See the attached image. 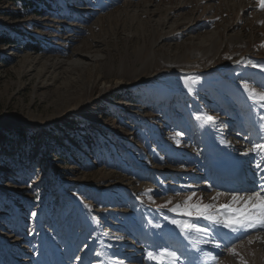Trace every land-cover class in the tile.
Masks as SVG:
<instances>
[{
    "label": "rangeland",
    "instance_id": "rangeland-1",
    "mask_svg": "<svg viewBox=\"0 0 264 264\" xmlns=\"http://www.w3.org/2000/svg\"><path fill=\"white\" fill-rule=\"evenodd\" d=\"M0 35V264H264V230L194 245L169 211L253 187L224 173L264 135L257 0H0Z\"/></svg>",
    "mask_w": 264,
    "mask_h": 264
},
{
    "label": "snow or ice",
    "instance_id": "snow-or-ice-1",
    "mask_svg": "<svg viewBox=\"0 0 264 264\" xmlns=\"http://www.w3.org/2000/svg\"><path fill=\"white\" fill-rule=\"evenodd\" d=\"M257 4L261 10H264V0H257ZM243 87L248 92L249 99L255 104L264 107V90L257 91L255 88L250 87L247 82H243ZM196 119L212 126L216 124V118L207 113L197 116ZM260 119L264 122V116ZM261 128H264V123H261ZM177 135L182 134L178 133ZM249 153L253 154L255 169L253 187L251 189L218 192L216 197H213V201L220 196L230 197L229 202L225 204H205L202 198L193 202V196L196 195L193 193L182 203H178L169 209V211L188 217L186 221L171 220L170 222L179 227L186 237H192V234L195 233V237H192L194 245L214 242L215 247H221L219 240L213 235L211 229L196 224L194 220L203 219L210 225L229 230L230 233H250L252 230H264V167H262L264 165V135H261L259 142L252 141V147L242 154L248 155ZM148 192L151 193L152 190L149 189ZM149 199H152L151 195ZM163 207H167V205ZM33 215L36 214L33 213ZM226 247L228 246L226 245ZM228 250L233 255H239L234 246L229 247ZM147 256L149 259L156 260L158 264H165V261H167V264H175L180 259L175 251H171L168 248H162L156 252L149 251ZM212 258L217 260L218 264V258L215 256ZM243 264H246V262H243Z\"/></svg>",
    "mask_w": 264,
    "mask_h": 264
},
{
    "label": "trees",
    "instance_id": "trees-1",
    "mask_svg": "<svg viewBox=\"0 0 264 264\" xmlns=\"http://www.w3.org/2000/svg\"><path fill=\"white\" fill-rule=\"evenodd\" d=\"M0 42L1 43H12V42H14V40L11 39L10 37L5 36V35H0ZM33 49L40 52L43 49V47H41L40 45L39 46L33 45Z\"/></svg>",
    "mask_w": 264,
    "mask_h": 264
},
{
    "label": "bare ground",
    "instance_id": "bare-ground-1",
    "mask_svg": "<svg viewBox=\"0 0 264 264\" xmlns=\"http://www.w3.org/2000/svg\"><path fill=\"white\" fill-rule=\"evenodd\" d=\"M233 39H234V43L235 44H237V45H242L243 44V40L242 39H240L238 36H236V37H233ZM79 63V62H78ZM223 161V160H222ZM222 161H219V162H222ZM220 170V169H219ZM220 171H222V170H220ZM222 172H224V171H222ZM229 174H231V173H229ZM232 175H236V177L239 175V173L237 172L236 174H232ZM240 176V175H239ZM241 177V176H240ZM242 181V180H241ZM180 234L181 235H183V236H185L182 232H181V230H180ZM235 234V233H234ZM187 241H189V242H192V238H190V237H187ZM155 263H156V261H155Z\"/></svg>",
    "mask_w": 264,
    "mask_h": 264
}]
</instances>
